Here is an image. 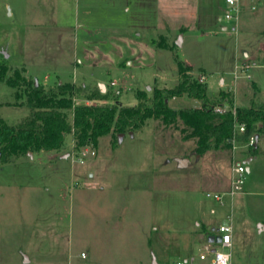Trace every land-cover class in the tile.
Instances as JSON below:
<instances>
[{"label": "rangeland", "instance_id": "rangeland-1", "mask_svg": "<svg viewBox=\"0 0 264 264\" xmlns=\"http://www.w3.org/2000/svg\"><path fill=\"white\" fill-rule=\"evenodd\" d=\"M239 9L238 20L227 21L225 0H0V64L6 76L18 69L45 89L71 82L101 94L100 100L76 97V104L134 105L137 92L151 96L155 86L180 82L182 63L192 79L204 77L211 94L225 90L233 93L234 108L248 106L252 99L264 102V0H239ZM21 100L0 81L7 122L27 113ZM190 144L150 119L120 141L108 134L77 150L67 135L61 151L1 161L0 264H23L20 249L37 252L29 264H50L43 229L56 213L62 228H71L75 258L87 261L80 257L81 226L91 240L101 191L115 196L109 201L117 230L126 232L112 264H133L150 251L158 264L175 261L172 242L216 232L222 223L234 231V264H264V230L257 228L264 220V153L245 163L250 170L241 190L220 203L208 195L230 189L232 163L247 158L246 145H236L231 159H214L188 153ZM122 241L125 251L118 249ZM198 248L197 242L193 253ZM127 256L132 263L123 262Z\"/></svg>", "mask_w": 264, "mask_h": 264}, {"label": "trees", "instance_id": "trees-1", "mask_svg": "<svg viewBox=\"0 0 264 264\" xmlns=\"http://www.w3.org/2000/svg\"><path fill=\"white\" fill-rule=\"evenodd\" d=\"M182 79L173 87H153L151 96L135 94L137 103H74V98L100 100L101 94L87 90L83 84L56 82L45 89L34 80L27 81L18 69L6 76L0 64V81L21 98L27 113L16 123L0 115V162H9L28 152H58L67 135L74 149L95 147L99 138L129 133L152 119L164 128L178 131L183 142L190 141L187 152L195 157L210 153L214 159L231 155L236 145H246L247 156L264 153V102L252 99L248 106L235 108L234 95L220 90L210 93L206 83L186 75L187 67L178 63ZM186 98L195 104L171 105L174 99ZM228 108L222 111L219 107ZM243 126V131L238 127ZM257 136V138H255ZM253 142L250 144V139Z\"/></svg>", "mask_w": 264, "mask_h": 264}, {"label": "crops", "instance_id": "crops-1", "mask_svg": "<svg viewBox=\"0 0 264 264\" xmlns=\"http://www.w3.org/2000/svg\"><path fill=\"white\" fill-rule=\"evenodd\" d=\"M62 154L58 155L60 159L63 160ZM56 157V156H55ZM255 156H247L246 159L251 158L253 160ZM50 160L54 159V155H50ZM245 159V160H246ZM249 161V162H250ZM246 171L250 170L248 165H245ZM242 193V192H240ZM96 195V203L93 211V231L91 240L89 236L84 233V225L81 227L83 228V249L80 250V257L82 259H88L87 261L80 262L75 258L77 256V251L75 252V243L73 238L71 237V228L66 227L63 229L61 224L62 218L61 214L56 213L55 219L51 220L47 225H45L43 229V238L44 242V255H46L47 259L49 258L50 264H112L115 260V255L117 251V239H126V232L124 230H117V227L120 225L117 220V215L115 214L113 201H109V199H114L115 196L111 193L101 191ZM109 196V197H108ZM107 198V200H105ZM55 214V213H54ZM85 219L84 216L80 217ZM224 224V223H222ZM258 230H264V220L258 221L257 224ZM216 228H213V230ZM68 231V232H67ZM233 232L232 231V258L231 264L233 263V249H234V242H233ZM215 232L207 231L205 233H197L195 236H185L180 242H172L170 246H172V251L177 254V258L185 257L191 252H193L192 247L198 242V245L201 246L205 240H207V236L213 234ZM201 234L203 237L201 238ZM119 248L124 250L125 242H118ZM131 244V243H130ZM129 245V244H128ZM150 245V244H149ZM130 246V245H129ZM36 248V247H35ZM34 248V249H35ZM131 250V249H130ZM81 253H84L85 256L82 257ZM131 255L132 252H128ZM21 258V262L23 264L32 263L34 259V255L37 252H33L32 256L29 252L25 251L24 249H20L19 251ZM125 255V254H124ZM130 257V259H129ZM133 257L127 256L123 262L128 259V262L132 263ZM155 259V258H153ZM151 259V251L150 254L138 256L135 259L133 264H152ZM156 261V259H155ZM170 260L165 259L162 264L168 263ZM158 264V262L156 261Z\"/></svg>", "mask_w": 264, "mask_h": 264}, {"label": "built area", "instance_id": "built-area-1", "mask_svg": "<svg viewBox=\"0 0 264 264\" xmlns=\"http://www.w3.org/2000/svg\"><path fill=\"white\" fill-rule=\"evenodd\" d=\"M228 5V10L226 11L224 17L227 21H237L239 17V0H225ZM247 77L250 74H246ZM204 77L200 78L202 82ZM222 111H225V107H219ZM244 127L239 126L238 130L243 131ZM253 142V138L250 139V144ZM235 148V147H234ZM246 167L245 163L238 162L236 164L232 163L231 168V186L228 191L221 193L213 192L209 194V198L223 203L224 195L230 194L235 195L241 190V187L246 178ZM213 233L214 235L220 236L219 242H210L205 240L204 243L199 246L197 253L191 252L185 257H180L172 261H169L166 264H231V248H232V225L231 224H220ZM81 256L84 257L85 254L81 253Z\"/></svg>", "mask_w": 264, "mask_h": 264}, {"label": "water", "instance_id": "water-1", "mask_svg": "<svg viewBox=\"0 0 264 264\" xmlns=\"http://www.w3.org/2000/svg\"><path fill=\"white\" fill-rule=\"evenodd\" d=\"M178 43L179 42L177 41V44ZM129 135L130 136L132 135V132L131 131L129 132ZM122 136H123V133L118 134V140L119 141L121 140ZM255 138H257V136H255ZM28 154L31 155V152H28ZM250 159L251 158H248L246 160H243V163H248L250 161ZM179 161L183 163L185 160H179ZM202 237H203V234H201V238ZM207 240L210 241V242H219L220 241V236L219 235L210 234V235L207 236ZM152 264H157L156 261H155V259L152 260Z\"/></svg>", "mask_w": 264, "mask_h": 264}]
</instances>
